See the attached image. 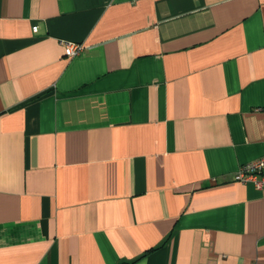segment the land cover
I'll return each instance as SVG.
<instances>
[{"label":"crops","instance_id":"obj_1","mask_svg":"<svg viewBox=\"0 0 264 264\" xmlns=\"http://www.w3.org/2000/svg\"><path fill=\"white\" fill-rule=\"evenodd\" d=\"M261 155L264 0H0V264H264Z\"/></svg>","mask_w":264,"mask_h":264},{"label":"built area","instance_id":"obj_2","mask_svg":"<svg viewBox=\"0 0 264 264\" xmlns=\"http://www.w3.org/2000/svg\"><path fill=\"white\" fill-rule=\"evenodd\" d=\"M63 45L67 56L76 55L83 49L80 42L65 41ZM235 179L242 182L253 181L257 188L264 191V155L241 164L235 173Z\"/></svg>","mask_w":264,"mask_h":264}]
</instances>
